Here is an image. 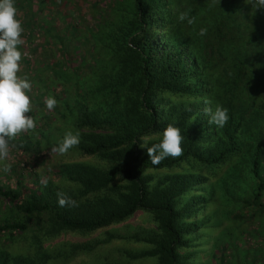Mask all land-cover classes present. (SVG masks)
<instances>
[{
    "label": "trees",
    "instance_id": "trees-1",
    "mask_svg": "<svg viewBox=\"0 0 264 264\" xmlns=\"http://www.w3.org/2000/svg\"><path fill=\"white\" fill-rule=\"evenodd\" d=\"M80 2L14 0L21 38L39 48L19 62L36 128L10 142L11 170L0 164V264H264V8L95 0L86 20ZM205 98L228 109L224 127ZM168 124L183 155L153 165L140 139L159 143ZM69 130L79 145L52 152ZM42 167L54 169L43 180ZM60 191L78 207L58 206ZM114 239L143 247L106 258Z\"/></svg>",
    "mask_w": 264,
    "mask_h": 264
},
{
    "label": "clouds",
    "instance_id": "clouds-1",
    "mask_svg": "<svg viewBox=\"0 0 264 264\" xmlns=\"http://www.w3.org/2000/svg\"><path fill=\"white\" fill-rule=\"evenodd\" d=\"M255 9L264 8V0H248ZM17 8L14 0H0V164L3 171L11 170V164L6 163L9 156L10 142L23 132L36 128V123L29 113L32 105L28 92L31 91V82L25 77L21 79L17 73L20 71V60L22 52L18 50L19 45H23L24 40L21 34L24 29L21 21L16 18ZM178 19L193 24L194 18H189L187 12L180 13ZM199 35L207 34L206 28L199 30ZM48 110H53L58 101L53 97H48L44 101ZM211 103L204 99V114L209 117V124H214L218 128L224 127L228 120V109L221 105H216L214 110L208 105ZM28 114V115H26ZM148 137L140 139V147L147 149V155L153 165H159L167 157L177 158L183 155L181 147L183 136L180 128L168 124L162 133L159 143L148 146ZM80 143V132L66 131L63 138L58 141V146L51 149L52 152L64 155L73 147ZM12 144V147H15ZM117 179H120L117 177ZM57 202L60 207H78L76 200L72 199L63 191L57 192Z\"/></svg>",
    "mask_w": 264,
    "mask_h": 264
},
{
    "label": "rangeland",
    "instance_id": "rangeland-1",
    "mask_svg": "<svg viewBox=\"0 0 264 264\" xmlns=\"http://www.w3.org/2000/svg\"><path fill=\"white\" fill-rule=\"evenodd\" d=\"M75 2H77V0H74ZM80 1V0H79ZM93 1H95V0H81V2H80V6H81V9H82V11H83V16L86 18V20H88L89 19V16H88V10H90L91 9V4H92V2ZM59 6H58V8L61 10V11H65V9H67V8H72V5L71 4H67V6L66 5H63L62 3H59L58 4ZM19 13V12H18ZM20 14V13H19ZM36 44H37V40H36V38L34 37L29 43H27V42H24L23 43V45H21L20 47H21V51H22V53H26V52H28L27 50H26V48L28 49L29 47L30 48H33L34 50H33V52H31L30 54L29 53H26L27 55L26 56H28V57H31V58H33V55L34 56H37L38 54H39V48L38 47H36ZM25 56V55H24ZM55 56H56V54H55ZM21 70H23V69H21V65H20V71ZM20 71L17 73V75L20 77ZM31 90H32V92L33 91H35V87H33V88H31ZM28 94V93H27ZM44 99V96H42V97H40V99L39 100H43ZM26 115H28V114H26ZM29 115H30V113H29ZM11 150V149H10ZM13 151H15V150H13ZM12 151V152H13ZM12 157V155H9L8 157H7V160L8 161H10V158ZM50 161H51V159H50V154H48L47 155V162L48 163H50ZM86 162H89V163H97V161H96V159H89V160H87ZM22 164L21 163H19V166L18 167H23V166H21ZM48 166V165H47ZM46 166V167H47ZM28 167V166H27ZM26 167V169H28ZM24 168V167H23ZM34 168V167H33ZM25 169V168H24ZM42 172L44 173H42V177H41V179L43 180L44 178L46 179L49 175H51V173L53 172V170L54 169H51V170H48L47 172H45V169L42 167ZM48 173H50V174H48ZM6 173H4V175H5ZM0 180L1 181H3V183H5V184H7L8 185V183H9V181L11 180H9V179H6V176L4 177L3 175H2V173H1V170H0ZM133 219H135L134 220V224H138L139 223V221L137 220V218H133ZM136 222V223H135ZM141 225V224H140ZM136 227V226H135ZM116 228V227H115ZM109 229L110 228H107V229H103V230H98V231H95L90 237H87L86 238V240H90L91 238H101L103 235H104V233L105 232H107V230L109 231ZM114 232H118L117 234H124L126 231H124V230H122V229H119L118 230V228H117V231H114ZM102 235V236H101ZM71 241H73V240H71ZM141 247H143V244L142 243H138L137 241H133L132 239H114L112 242H111V244L109 243L108 245H107V247L106 248H104V256H106V258H111V255H110V249L109 248H111V251L113 252V250H114V248H116V250L118 251V250H124V248L125 249H128V250H137V249H140ZM192 248V247H191ZM100 250V256L102 255V250H101V248L99 249ZM85 258H87L88 259V257L87 256H85ZM116 258H118V257H116ZM119 261V260H118ZM118 261H116V263L118 262ZM92 263V262H91ZM146 263H149L148 261H146V262H141V261H134V262H131L130 264H146ZM119 264H124V263H122V262H119Z\"/></svg>",
    "mask_w": 264,
    "mask_h": 264
}]
</instances>
